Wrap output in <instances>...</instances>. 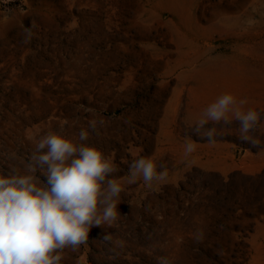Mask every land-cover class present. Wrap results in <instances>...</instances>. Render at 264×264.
I'll return each instance as SVG.
<instances>
[{"label": "rangeland", "instance_id": "rangeland-1", "mask_svg": "<svg viewBox=\"0 0 264 264\" xmlns=\"http://www.w3.org/2000/svg\"><path fill=\"white\" fill-rule=\"evenodd\" d=\"M225 93L261 114L264 143V0H0V174L23 172L33 137H74L93 118L105 125L85 143L120 169L117 226L93 227L61 264H264L260 149L237 121L214 145L189 127ZM141 157L167 181L124 183Z\"/></svg>", "mask_w": 264, "mask_h": 264}, {"label": "clouds", "instance_id": "clouds-1", "mask_svg": "<svg viewBox=\"0 0 264 264\" xmlns=\"http://www.w3.org/2000/svg\"><path fill=\"white\" fill-rule=\"evenodd\" d=\"M32 37V30L24 29L23 42L29 43ZM246 104V99L238 101L232 94L220 95L189 126L191 132L214 145L223 134L218 126L222 130L237 121L238 138L264 151V143L253 135L261 114L251 108L245 110ZM209 124L212 126L206 127ZM104 125L103 118H93L88 128H81L74 137L62 132L33 137L34 149L27 160L22 159L23 172L12 166L0 174V264H61L65 249L75 252L86 245L93 227L117 226L124 187L114 174L120 169L112 157L85 143L90 132L99 135ZM196 148V141L186 137L184 157H190ZM8 158L17 157L12 153ZM157 167L151 158L135 159L129 164L124 183L132 185L142 179L151 188L154 181L166 182V165H159L160 171ZM102 241L112 243V233H105ZM115 245L123 248L125 242L116 241ZM157 262L170 264L164 256Z\"/></svg>", "mask_w": 264, "mask_h": 264}, {"label": "crops", "instance_id": "crops-1", "mask_svg": "<svg viewBox=\"0 0 264 264\" xmlns=\"http://www.w3.org/2000/svg\"><path fill=\"white\" fill-rule=\"evenodd\" d=\"M261 128H262V130H264V122H262V124H261ZM253 154H254V155H261L262 157H264V151L256 152V153H253ZM243 169L246 170V171H249V172H251V173H254V172L256 171V170L250 168V166H246V164H245V166H244Z\"/></svg>", "mask_w": 264, "mask_h": 264}]
</instances>
